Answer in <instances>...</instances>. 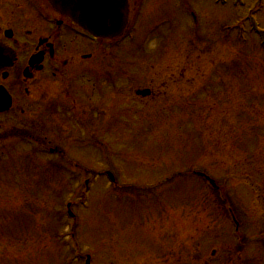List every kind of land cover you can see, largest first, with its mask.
<instances>
[{
	"label": "rangeland",
	"instance_id": "1",
	"mask_svg": "<svg viewBox=\"0 0 264 264\" xmlns=\"http://www.w3.org/2000/svg\"><path fill=\"white\" fill-rule=\"evenodd\" d=\"M244 2L131 0L118 40L0 117V264H264V47Z\"/></svg>",
	"mask_w": 264,
	"mask_h": 264
},
{
	"label": "flooded vegetation",
	"instance_id": "2",
	"mask_svg": "<svg viewBox=\"0 0 264 264\" xmlns=\"http://www.w3.org/2000/svg\"><path fill=\"white\" fill-rule=\"evenodd\" d=\"M87 40L46 0H0V97L9 94L12 104L0 117L13 110L26 114L42 103L50 93L43 76L46 71L56 77L60 67L69 65L68 58L91 61Z\"/></svg>",
	"mask_w": 264,
	"mask_h": 264
},
{
	"label": "water",
	"instance_id": "3",
	"mask_svg": "<svg viewBox=\"0 0 264 264\" xmlns=\"http://www.w3.org/2000/svg\"><path fill=\"white\" fill-rule=\"evenodd\" d=\"M49 2L63 15L97 38H114L124 31L128 23V0H49ZM136 94L148 97L151 91L139 90Z\"/></svg>",
	"mask_w": 264,
	"mask_h": 264
}]
</instances>
